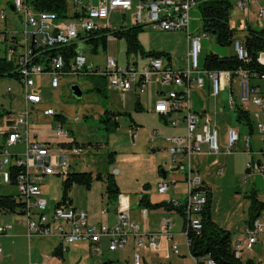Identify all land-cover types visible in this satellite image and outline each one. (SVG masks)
Listing matches in <instances>:
<instances>
[{
	"label": "built area",
	"instance_id": "2783aa9c",
	"mask_svg": "<svg viewBox=\"0 0 264 264\" xmlns=\"http://www.w3.org/2000/svg\"><path fill=\"white\" fill-rule=\"evenodd\" d=\"M70 7L84 8L79 11L78 17L65 20L54 11H36L31 2L27 0H14L13 5L19 12L23 23L21 37L14 32L0 31V51L8 61H14L19 72L16 78L22 89L21 102L23 108L13 114L7 111L0 119V133L4 135L3 145L0 149V186L4 184L16 185L19 188L18 200L23 202L22 213L25 217L26 236L31 249L32 240L57 239L61 252L64 253L70 245L77 242L90 244L92 253L103 254L102 242L108 241L111 252L124 249L131 238L134 239L135 264H145L141 248L145 247V237L150 250H159L161 240L171 242L173 254L180 255L179 245L174 242L173 217L165 215L162 218V228L155 233L145 234L138 222L132 219L130 196L119 194L117 205V218L115 223L90 222L86 212H79L73 207L55 205L50 207L48 200L43 197L42 183L50 176L66 177L73 170V159L83 158L87 154L85 146L76 141L65 129V124L54 119L57 112L53 108H43V96L38 92L36 78L43 74L51 77L50 87L59 89L64 76L85 77L100 76L106 79L107 85L121 92L136 91L144 93L150 83L156 82L162 89V95L154 105L153 111L163 116L171 127L179 123L186 124L187 133L184 136H166L168 151L172 157L175 170H182L184 182L187 186L186 198L183 202L169 201L173 205L171 211L177 207L184 208V230L189 246L188 234L190 231L202 230V214L208 202V189L204 185L201 175L193 166V158L197 155H218L223 153L230 156L235 153L236 145L241 139L239 128H230L227 133V145L222 148L220 133L213 124L211 115L206 112H197L187 108L185 96H191L194 88L202 89L206 86V78L210 84L211 95L215 98L222 91L230 88L231 96L228 103L229 110L237 111L241 108L249 110L250 105L257 107L256 128L261 132L264 143V87L251 83L250 73L240 67L236 71H213L201 69L200 54L202 52V39L208 37L202 33L191 32L192 11L199 6L200 0H68ZM256 0H234V10L243 11L240 15L238 29H247L253 26L249 19L254 15L258 25L264 28V6L258 11L251 12V6ZM86 5V8L84 7ZM115 12L121 14L131 13L134 25H141L154 31L184 32L189 42V50L183 67L167 61L165 57H150L147 64L139 67V62L128 59L127 65H120L117 58L108 56L104 66L91 64L84 53H77L68 62L63 53L45 57L37 61L35 49L37 47H62L78 43L81 36L83 40L93 32L100 35L106 27L102 21H110ZM75 13H73L74 15ZM247 14V18L244 16ZM72 15V16H73ZM0 19H6V12L0 11ZM239 19V20H240ZM241 24V26H240ZM123 27H127L125 23ZM254 27H258L255 25ZM107 40H116L117 36L111 32L104 34ZM85 38V39H84ZM35 44V46H34ZM238 59L248 61L250 54L244 43L236 38L233 43ZM3 47V48H2ZM259 63L264 65V52L258 57ZM205 74V76L203 75ZM264 79V76L262 77ZM233 83L238 84L239 102L233 94ZM8 94H13L11 86ZM52 117L47 122L45 119ZM80 122L81 117L73 118ZM48 124V125H47ZM43 130L40 127H45ZM157 136V131H154ZM18 147L17 151L11 148ZM251 154L249 137L243 149ZM264 157V144L261 149ZM220 174L224 168L220 167ZM247 170L251 173L264 175V159L254 160L250 155ZM119 170H115L117 174ZM175 183V181H172ZM171 182L162 181L158 184V192H168ZM163 209V208H162ZM51 210L50 213H47ZM150 209L142 207L141 214L147 217ZM170 214V211L163 209ZM105 215L107 209L102 210ZM13 229L12 224L0 226V237L7 235ZM264 234V223L257 219L252 225L246 224L245 238L234 245L236 257L243 259L245 252L252 251L255 244ZM55 247V248H56ZM3 248L0 245V258ZM193 264H218L211 256L194 257L189 253Z\"/></svg>",
	"mask_w": 264,
	"mask_h": 264
},
{
	"label": "rangeland",
	"instance_id": "374dc122",
	"mask_svg": "<svg viewBox=\"0 0 264 264\" xmlns=\"http://www.w3.org/2000/svg\"><path fill=\"white\" fill-rule=\"evenodd\" d=\"M94 1L98 2L99 0ZM13 2L14 0H0V11L4 6L8 14L7 19H0V31H15V35L21 37L23 23L19 12L11 10L9 7ZM258 9L259 5L257 4L254 10L258 11ZM242 12L243 11H235L233 9L231 19L232 26L236 30L238 29L236 18L238 15H243L244 13ZM193 13L195 20L193 18L191 21L190 31L193 33H202L203 21L198 6L193 9ZM116 16L118 15L115 13V17ZM246 18L247 14L244 16V19ZM257 26L258 29L261 28L260 25ZM10 29L15 30L12 31ZM242 29H244V25ZM236 33V37L244 43L245 31L237 30ZM166 34H171L172 37L166 38ZM208 35V37L202 39L203 49L200 54L201 69L203 68L204 59L209 53L213 52L220 56L235 54L233 45L222 46L217 43L212 34L208 33ZM139 38L147 51L154 49V44L165 41V43L171 45V48L174 49V52H171L176 61H174V64L181 67L184 66V57L186 55V38L184 33L176 34L175 32H160L146 29L140 34ZM84 53L88 56L91 64L97 66H104L108 56L117 58L120 65H126L128 58H136L140 63L139 67L142 66V63L148 62V57H142L140 53H128L127 42L123 39H120L118 42H110L106 49L99 46L96 53L92 51L91 45L86 47ZM0 55H3V53L0 52ZM203 75L205 76L204 73ZM205 78L208 81L206 76ZM97 82H99L100 86L103 88L102 92L97 90ZM74 84H79L83 89L84 94L81 98H77L73 95L72 86ZM9 86L13 88V94L7 93ZM233 88L236 90L233 97L239 102L238 84L233 83ZM39 91L43 95L44 106H51L55 109L57 114L64 115L67 120L65 129L69 130L81 143L85 144L87 153L83 155L85 163L81 161L76 167V171H94L95 174L102 173L103 175H106L107 172L113 173L121 188V192L124 193V195L128 194L132 197V212L136 207V200L140 196L141 191L144 190V186L148 182L152 186H156L163 177V170L169 172V179L176 178L178 183H182L180 181L184 180L182 170H177L178 172H176L172 158L170 155H167L165 151L163 155L158 156V158L154 157L156 154L151 148L152 142L149 141L153 129L160 128L162 123L151 113H148L147 107L150 105L151 101L147 94H141L140 98L144 108L137 110L135 107V94L128 93L125 98V104H123L121 95L114 90H110L102 77H71L69 75L64 76L63 83L61 82V87L59 89H52L49 86V82L46 81L42 84V88ZM230 94V88L221 92L219 103L217 104L218 107L225 105V108L228 109ZM21 96L22 89L16 78H0V112L5 113L6 111H13L14 114L21 110L23 108ZM193 105L196 111L202 112L205 106L211 109L213 101L211 99H204L198 93L194 92ZM108 109L131 114V116L128 114L120 115L118 118L120 127L117 131L111 133L105 130L104 124L101 122L102 116L105 115ZM250 111L255 126V113L257 108L251 105ZM226 114L227 121L225 123H219V126H217L220 133L221 145L224 144V136L227 128L236 126L239 127V132L241 133V139L237 144L238 149L229 157L222 155V158H220L226 169L224 176L219 175V170L216 166H212L211 168L207 167L212 162L211 160L207 161L204 166H201L200 170L202 176L206 177L214 188L213 208L215 212H217L219 218L222 217L223 219H230L233 221L238 229L239 227L243 228L245 226V220L248 218L247 206L249 205V200L246 198V195L255 188L258 189L259 195H261V199L260 197L259 199L264 201V175L260 173L248 175L247 162L250 156L243 151L247 137L250 138L251 143H253L256 148V145L259 143L257 139L261 136L257 132L256 127H254V133L251 134L249 127L243 122H239L236 113L232 110L226 111ZM76 116L81 117L80 122L73 121V118ZM52 119V117H47L46 121L49 122ZM134 122L140 126L138 128L141 130L138 133L137 130L132 127ZM3 138L4 135L0 133V146ZM18 149L20 148L13 147L11 151L14 152ZM259 151L260 150H258V152L255 151L254 153L255 160L258 158L264 159ZM110 154L114 156V161L113 159L109 161ZM116 169L120 171L117 174H115ZM256 176H259V182L255 180ZM64 180V176H52L45 179L46 183L42 189V195L48 200L50 207L55 206L62 198ZM106 186L105 180L95 179L91 189H87L83 185L75 184L69 195L73 198L74 206L79 212H88L90 213L92 221H99L101 218L98 212H100L101 209L109 208L110 211H114L117 207V201L114 199L109 200ZM183 188L184 186L180 185L178 190H183ZM18 193L19 188L16 185L4 184L0 186V194L2 195ZM182 194L181 191L180 196ZM183 198L182 195L180 201H183ZM240 201L242 204L238 206ZM50 212L51 210L47 211V213ZM261 215L263 216L264 212ZM19 219H25V217L16 213L0 211V224L5 225L13 223L14 229L12 233L18 234L17 237L13 239L5 236L0 238V244L3 246V249H5L3 252L4 259L0 260V264H51L48 253L56 242H49L47 239H35L36 241H33L32 256H29V242L26 231H24V225L18 222ZM179 220L180 219L177 217V223ZM178 229L179 226H176L175 231ZM6 239H8V243L11 244L9 248L6 247L4 243ZM133 242L134 240H130L124 250L122 249L114 252L106 250L103 256L94 255L87 245L74 243L64 252L65 257L63 261L64 264H135L134 248H132ZM169 244L171 245V242H169ZM186 254L187 256H179L180 258L175 257L173 264H186L188 260H191V256L188 253ZM174 255L178 256L176 254ZM250 255L249 251L245 252L243 261L246 262ZM260 255L264 256V250H262L261 253L255 254L256 260L259 261L258 263L264 264V262H260L259 260ZM181 260H184V262H181ZM153 264H168V262L160 261L159 263L158 261H154Z\"/></svg>",
	"mask_w": 264,
	"mask_h": 264
},
{
	"label": "trees",
	"instance_id": "16d2710c",
	"mask_svg": "<svg viewBox=\"0 0 264 264\" xmlns=\"http://www.w3.org/2000/svg\"><path fill=\"white\" fill-rule=\"evenodd\" d=\"M27 1L31 2L36 11H54L62 18L67 17L68 9L71 8L68 0ZM198 7L203 21V31L207 35L208 33L212 34L217 43L222 46L233 45L237 34V30L232 26L231 19L234 8V0H200ZM77 15H79V13H76V16ZM143 31V26L133 25L115 30L113 33L117 36V38L126 40L128 53H140L143 57H165L167 61H171L172 57L168 52L156 50L147 51L144 48L139 38L140 33ZM241 31H245L246 33L244 45L250 54V59L248 61L238 59L236 54L230 56H220L219 54L212 52L206 55L203 67L213 71L230 70L233 72L242 67L249 71L252 85L264 87V79L262 78L264 76V65L258 61L260 53L264 52V28L258 29L253 26H248L247 29H242ZM97 34L98 32H93L86 37V42L93 45V51L96 50L99 43H102L104 46L107 44L105 37L100 39L96 36ZM75 45L76 44L51 48L37 47L35 49V54H38L36 60L42 61L45 57H51L58 53H63L66 60L69 62L71 58L77 54ZM18 74L19 72L15 62L8 61L5 54L0 55V78H17ZM104 80L107 84L106 79ZM96 84L97 90L102 92L103 88L100 86L99 82ZM136 109H142L138 101H136ZM5 113L0 112V119ZM235 113L237 120L247 125L252 133L254 130V124L249 111L239 108ZM124 114L131 116L130 113L125 112ZM120 115H122V113L107 110L105 115L102 116L101 122L104 124V128L107 132L111 133L117 131L120 126L117 117ZM54 119L65 122L63 115L57 114ZM133 125H136L135 122ZM83 146L85 145L83 144ZM113 157L114 156L110 154L109 161H111ZM95 179L106 181V192L109 200H118L121 192L113 173L107 172L106 175H103L102 173L94 174L92 171L72 170L63 181V195L56 205H66L75 208L73 206V198L69 195L73 185L79 184L85 186L87 189H91ZM207 189L208 202L201 211L202 230L200 232L190 231L188 234V240L190 242L189 251L191 255L194 257L209 255L218 264H257L253 259H248L245 262L243 259L236 257L232 243V233L219 226L212 218L213 193L208 187ZM17 198L18 194H0V210L23 213V202ZM246 198L249 200L248 218L246 224L252 225L254 221L259 219L261 214L264 212V201L259 199V192L255 188L252 189L248 195H246ZM140 205L148 209L165 208L169 211L173 208V205L169 202L151 203L148 195L146 194L141 195ZM177 211L184 215V208L182 205L177 207ZM53 253L54 255L63 258V253L59 247H56Z\"/></svg>",
	"mask_w": 264,
	"mask_h": 264
},
{
	"label": "crops",
	"instance_id": "0c3cea01",
	"mask_svg": "<svg viewBox=\"0 0 264 264\" xmlns=\"http://www.w3.org/2000/svg\"><path fill=\"white\" fill-rule=\"evenodd\" d=\"M89 2V0H87V1H85V3H88ZM259 5V8L261 7V6H264V0L262 1V0H256V2L251 6V12H252V10H254V8L256 7V5ZM11 6H13L14 7V5H13V3L12 4H10L9 5V7L11 8ZM85 8H86V5L84 6ZM6 8L3 6V8L1 9V10H4L5 12H6V10H5ZM84 8H76V7H71V8H69L68 9V12H67V17H65L64 19L65 20H72V19H75V17H78V15L76 16V13H78L79 11H81V10H83ZM255 11V10H254ZM73 13H75L74 15H73ZM115 13L118 15V16H116L115 17ZM113 15H112V17H111V19H110V21L108 22V21H102V24H106V27H105V29L103 30V31H101L100 32V35L98 36V38H100V39H102V38H104V34L105 33H107V32H111V31H115V30H118V29H121V28H126V27H123V25L126 23L127 24V27L128 26H133L134 25V19H133V16H132V14L131 13H128V14H126V15H124V14H121V13H119V12H115ZM73 15V16H72ZM193 15H194V13H193V11H192V19L194 18V20H195V16L193 17ZM7 17H8V14H7V12H6V19H7ZM240 15H238L237 16V18H236V22L238 23V25H239V22H241L243 19L241 18L240 20ZM249 23H251L252 25H253V27L255 26V25H258V23H257V19H256V17L254 16V15H252L251 16V18L249 19ZM8 26V25H7ZM240 26H241V24H240ZM258 28V27H257ZM9 29V28H8ZM10 30H12V31H14L15 29H10ZM146 30V28H144V31ZM143 31V32H144ZM142 32V33H143ZM160 32H162V31H160ZM176 34H182V33H184V32H178V31H174ZM141 34V33H140ZM185 34V33H184ZM140 36V35H139ZM166 36V38H170V37H172V35L171 34H166L165 35ZM185 38H186V46H185V51H186V55H185V57H184V59L186 60V56H187V53H188V50H189V42H188V39H187V36H186V34H185ZM237 38V37H236ZM85 39V38H84ZM106 39V38H105ZM120 39L119 38H117L116 40H107L106 39V41H107V44L104 46L102 43H99V45L97 46V48H96V50L95 51H93V45L92 44H88L87 42H86V40H83V36H81V38H80V40H78V43H76V49H77V53H84V50L86 49V47H89V46H91L92 45V51L93 52H97V49L99 48V46H102L104 49H106L107 48V46H108V44L110 43V42H118ZM154 46V49H151V50H156V51H165V52H168L170 55H171V57H172V59H171V61L174 63V61H175V58H174V56H173V54L171 53L172 51L174 52V49H172L171 48V45H169V44H167V43H165V41H163V42H158V43H156V44H154L153 45ZM156 47V48H155ZM177 47V46H176ZM3 48V47H2ZM178 48V47H177ZM1 53H4V49L2 50V51H0ZM85 54V53H84ZM86 55V54H85ZM87 56V55H86ZM142 56V55H141ZM88 57V56H87ZM143 57V56H142ZM144 57H146V56H144ZM149 58L150 57H148V61H149ZM107 59V58H106ZM129 59V58H128ZM118 60V59H117ZM134 60H137L136 58H134ZM185 60H184V65H185ZM119 61V60H118ZM138 61V60H137ZM139 62V61H138ZM176 62V61H175ZM148 62H146V63H142V65H144V64H147ZM127 64H128V61H127ZM126 64V65H127ZM105 65V64H104ZM139 65H140V63H139ZM181 67V66H180ZM36 80H37V84H38V92H40L39 90L42 88V84L44 83V82H46V81H48L49 82V86H50V81H51V77H50V75L49 74H43V75H40V76H38L37 78H36ZM62 83H63V79H62ZM81 87V86H80ZM109 87V86H108ZM109 89L110 90H114V91H116L117 93H119L120 95H121V97H122V102H123V104H125V98H126V95L128 94V93H133V94H135L136 95V100H135V103H136V101H138L139 103H140V105H141V108H144V106H143V104H142V102H141V98H140V96H141V94H147L148 95V97H149V99H150V105L147 107V111H148V113H151L156 119H158L159 120V122H161L162 124H161V126H160V128H155V129H153V131H152V134H151V138H150V141L149 142H152V144H151V148H152V150L155 152V158H158V156H160V155H163V152L165 151L166 153H167V155H170L169 154V151H168V143H167V141H166V139H165V137L166 136H169V135H173V136H184L186 133H187V128H186V124L184 123V122H181V123H179V125L177 126V127H171L167 122H166V120H165V118L163 117V116H161V115H159V114H157V113H155L154 111H153V108H154V105L156 104V102H157V100L160 98V96L162 95V92H163V89L158 85V84H156V82H152V83H150V85L148 86V88L146 89V91L144 92V93H140V94H138V93H136V91H128V92H121V91H118V90H116V89H112V88H110L109 87ZM83 90V89H82ZM84 92V91H83ZM194 92H196V93H198L200 96H202L204 99H211L212 101H213V105H212V107H211V109H209L208 108V106L206 107H204L203 108V111L202 112H206V113H208V114H210L211 115V118H212V122H213V124L214 125H216V126H219V123H225L226 121H227V114H226V111H228L229 110V108L228 109H226L225 108V105H219L220 107H218V103H219V97L220 96H218L217 98H215V97H213L212 95H211V91H210V84H209V81H207L206 82V86L204 87V88H202V89H198V88H194L193 90H192V92H191V96H190V100H191V108H193V110H195L196 111V109L194 108V105H193V93ZM41 93V92H40ZM42 94V93H41ZM84 94V93H83ZM43 96V95H42ZM230 96H231V94H230ZM251 106V105H250ZM250 106H249V114H250V116H251V111H250ZM254 106V105H253ZM42 107L43 108H52L51 106H44V104H42ZM136 107V106H135ZM255 108H257L256 106H254ZM54 109V108H53ZM109 110V109H108ZM110 111H113V112H118V113H122V114H124L125 112H119V111H115V110H110ZM198 112V111H197ZM233 112H235V111H233ZM127 113V112H126ZM58 115H62V114H58ZM64 116V115H63ZM120 117V116H119ZM119 117H117V118H119ZM64 118H65V122H63L64 124H66V117L64 116ZM46 120V119H45ZM134 124V123H133ZM136 124V123H135ZM48 125V124H47ZM47 125L45 126V127H40V129H43V130H45V129H47L48 127H47ZM133 126V128L135 129V130H137V133L141 130V129H139L138 127H140V126H138V124H136V125H132ZM120 127V126H119ZM254 127H256V123H255V126ZM230 128H239V127H236V126H230V127H228L227 128V131H226V133H225V136H224V144L223 145H221L222 146V148H224L226 145H227V133H228V130L230 129ZM218 129V128H217ZM255 129V128H254ZM154 131H157V136H155L154 135ZM250 131V130H249ZM70 132V131H69ZM257 132L260 134V138L259 139H257V141L259 142L258 143V145H256L257 147L255 148L254 147V144L253 143H251V154H249L248 152L246 153L248 156H250V155H252L253 157H254V153H255V151H257L258 152V150H260L259 151V153L261 152V149L263 148V137H262V134H261V132H259L258 130H257ZM251 133V132H250ZM254 133V130H253V132L251 133V134H253ZM70 135L71 136H73L75 139H76V141L78 142V143H80V144H84V143H81L74 135H72L71 133H70ZM248 138V137H247ZM250 139V138H249ZM3 141H4V138H3ZM3 141H2V144H1V146L0 147H2V145H3ZM220 141H221V139H220ZM251 142V141H250ZM221 143V142H220ZM85 145V144H84ZM235 149L237 150L238 148H237V145H236V147H235ZM222 155L224 156V154L223 153H221V154H218V155H209V154H202V155H197V156H195L194 158H193V166H194V168L199 172V174L201 175V177H202V180H203V182H204V185L206 186V187H208L211 191H212V193H213V199H214V188H213V186H211V184L209 183V180L206 178V177H204V176H202V173H201V170H200V167L201 166H204L205 164H206V162L207 161H212L207 167H212V166H216V168H220V167H223L224 168V173L223 174H220V172L218 171V173H219V175L220 176H224L225 175V171H226V169H225V166L223 165V163H222V161H221V159L220 158H222ZM219 156V157H218ZM226 157H229V156H227V155H225ZM170 157H171V155H170ZM172 158V157H171ZM115 158L113 157V160H114ZM249 159H250V157H249ZM255 160V159H254ZM257 160H262V158H258ZM83 162V163H85V159H84V156H83V158H74L73 159V171H75L76 170V167L80 164V162ZM248 163V162H247ZM82 164V163H81ZM161 166V165H160ZM93 173H94V171H92ZM120 172V171H119ZM118 172V173H119ZM163 172V177L161 178V180L158 182V184L160 183V182H162V181H169V182H171V186H170V188H169V190H168V192H166L165 194H160L159 192H158V184L156 185V186H152L149 182L144 186V190H142L141 191V194H140V196L138 197V199L136 200V203H135V205H136V207L134 208V211L132 212L131 211V214H132V218L136 221V222H138L139 224H140V226H141V230H142V232L143 233H145V234H151V233H155V232H158L161 228H162V218L167 214V215H169V216H171V217H173V220H174V226H173V229H172V231H173V233H174V242H176L178 245H179V249H180V257H182V256H187V254L186 253H190V251H189V246H188V243H187V239H186V236H184V234H183V230H184V224H185V219H184V216L182 215V214H180L177 210L176 211H170V214H168V213H165V212H163V209L162 208H159V209H153V208H150V211H149V213H148V215H147V217L146 218H144L143 216H142V214H141V209H142V207L143 206H141L140 205V198H141V195L142 194H146V195H148V197H149V199H150V201H151V203H161V202H169V201H172V200H174V201H177V202H183L184 200H185V198H186V193H187V186H186V184H185V182H184V180L183 181H180V182H182V183H178V180L176 179V178H172V179H169V176H168V174H169V172L168 171H166V170H163L162 171ZM95 174V173H94ZM164 174H166V177H164ZM254 175V174H257V173H251V172H249L248 173V175L250 176V175ZM50 177H52V176H50ZM54 177V176H53ZM48 178V177H47ZM258 179H259V176H256L255 177V180L257 181V182H259L258 181ZM172 181H175V183H172ZM45 183H46V181L44 180L43 181V183H42V188L44 187V185H45ZM118 183V182H117ZM180 185H183L184 186V188H183V190H178L179 189V186ZM119 186V185H118ZM146 186H148V187H146ZM119 189H120V192H121V188L119 187ZM258 190V189H257ZM181 191H182V195H183V201H180V198H181V196H180V193H181ZM122 193V192H121ZM122 194H124V193H122ZM126 195H128V194H126ZM128 196H130V195H128ZM261 195H259V197H260ZM130 199H131V201H132V197L130 196ZM260 199H261V197H260ZM118 201V200H117ZM57 204V203H56ZM242 203H241V201L239 202V204H238V206H240ZM248 204V203H247ZM247 204H246V206H247ZM117 205H118V202H117ZM73 206H74V201H73ZM237 206V207H238ZM52 207V206H51ZM54 207V206H53ZM75 207V206H74ZM249 207V205L247 206V208ZM76 208V207H75ZM104 209H107V213L104 215L103 213H102V210H104ZM77 210V209H76ZM1 212H6V211H3V210H0ZM169 211V210H168ZM11 213H16V214H19V215H23L22 213H19V212H11ZM87 214H88V219H89V221L90 222H106V223H108V224H113V223H115V221H116V218H117V207H116V209L114 210V211H110V209L109 208H103V209H101L100 210V212H98V213H100L99 214V216H100V218H101V220H99V221H92V218L90 217V213H88V212H86ZM98 213H97V216H98ZM177 217L180 219L179 220V222L177 223ZM212 218H213V220L219 225V226H221V227H223V228H225V229H227V230H229L231 233H232V243H233V246L237 243V242H239V241H242L244 238H245V228H246V223H245V226L242 228V227H239L238 229H237V226H235V224H234V222L233 221H231L230 219H223L222 217L221 218H219V216H218V214H217V212H215V209L213 208V203H212ZM263 223H264V215L262 216L261 215V217L259 218ZM24 221V219H19V223H21V224H23L24 225V231H26L25 230V223L23 222ZM247 221V219L245 220V222ZM9 224H12L13 225V223H9ZM0 226H1V224H0ZM176 226H179V229L177 230V231H175V229H176ZM13 229H14V225H13ZM13 229L10 231V232H7V235H4L5 237H10L11 239H13L14 237H17V235L18 234H13L12 233V231H13ZM236 230H237V232H236ZM236 232V233H235ZM3 236V237H4ZM2 237V236H1ZM0 237V238H1ZM28 239V238H27ZM39 238H36V240H38ZM186 239V240H185ZM35 240V239H34ZM34 240H32V242H31V249H30V246H29V256H32V249H33V241ZM35 240V241H36ZM42 240V239H41ZM49 242L50 241H55L56 243H55V245H53V247H51V250H50V252L48 253L49 254V256H50V262H51V264H64V253L62 254L63 255V258L62 257H60V256H56V255H54V249H55V247L58 245V240L57 239H47ZM130 240H134L133 238H131ZM130 240H129V242H130ZM28 242H29V240H28ZM129 242H128V244H129ZM147 242H148V239L145 237V244H146V246L145 247H143V248H141L140 250H141V252H142V254L144 255V259H145V264H148V263H151V264H153V262L154 261H158L159 263H160V261H167L168 262V264H173V261H174V258L175 257H177V258H180L179 256H175L174 254H173V251H172V249L170 248V244H169V242H166L165 240H161V244H162V247H161V249H159V250H150L149 248H148V246H147ZM4 243H5V245H6V247H10V243H8V239H6L5 241H4ZM77 243H82V245H87V247H89L90 249H92L91 247H90V244L89 243H86V242H77ZM85 243V244H84ZM30 244V243H29ZM1 245V244H0ZM2 246V245H1ZM2 248H3V246H2ZM102 248H103V254L101 255V256H103L104 255V252L106 251V250H108L109 251V249H108V241L105 239V240H103V242H102ZM106 248V249H105ZM126 248V247H125ZM124 248V249H125ZM132 248H134V251H135V247H134V242H133V247ZM256 248V249H255ZM123 249V250H124ZM182 250V251H181ZM262 250H264V234L261 236V240L258 242V243H256L255 244V246H254V250L253 251H249L250 252V256H248V258L247 259H253L256 263H258L259 261H257L256 260V257H255V254H258L259 252L261 253V251ZM5 251V249H3V252ZM119 251V250H118ZM2 259H4V255H2V257H1V259L0 260H2ZM153 259V260H152ZM246 259V260H247ZM259 260H260V262H264V256L263 255H260L259 256ZM179 261H180V259H179ZM181 262H184V260H181ZM186 264H193V260H192V258H191V260H188L187 262H186ZM200 264H204V263H200ZM259 264V263H258Z\"/></svg>",
	"mask_w": 264,
	"mask_h": 264
},
{
	"label": "water",
	"instance_id": "95a60500",
	"mask_svg": "<svg viewBox=\"0 0 264 264\" xmlns=\"http://www.w3.org/2000/svg\"><path fill=\"white\" fill-rule=\"evenodd\" d=\"M11 10H15V8L13 6H11ZM35 46V44H34ZM72 93L74 96H76L77 98H81L83 96V90L82 88L80 87L79 84H74L72 86ZM164 177H166V174H164Z\"/></svg>",
	"mask_w": 264,
	"mask_h": 264
},
{
	"label": "bare ground",
	"instance_id": "6f19581e",
	"mask_svg": "<svg viewBox=\"0 0 264 264\" xmlns=\"http://www.w3.org/2000/svg\"><path fill=\"white\" fill-rule=\"evenodd\" d=\"M185 104H186L187 108H191L190 96H185Z\"/></svg>",
	"mask_w": 264,
	"mask_h": 264
}]
</instances>
